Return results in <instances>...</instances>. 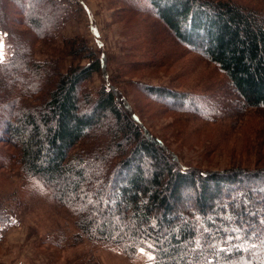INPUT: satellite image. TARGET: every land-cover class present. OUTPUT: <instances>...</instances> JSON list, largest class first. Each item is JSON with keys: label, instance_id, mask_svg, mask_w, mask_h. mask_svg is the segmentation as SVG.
<instances>
[{"label": "trees", "instance_id": "obj_1", "mask_svg": "<svg viewBox=\"0 0 264 264\" xmlns=\"http://www.w3.org/2000/svg\"><path fill=\"white\" fill-rule=\"evenodd\" d=\"M71 1L0 0L11 47L0 61V168L50 189L77 229L74 244L129 259L143 249L151 264H264V165L182 167L114 91L91 96L82 84L101 61L83 38L55 39ZM144 1L172 39L219 68L242 104L264 108L263 14L230 0ZM234 228L256 247L221 251Z\"/></svg>", "mask_w": 264, "mask_h": 264}, {"label": "rangeland", "instance_id": "obj_2", "mask_svg": "<svg viewBox=\"0 0 264 264\" xmlns=\"http://www.w3.org/2000/svg\"><path fill=\"white\" fill-rule=\"evenodd\" d=\"M230 1L264 15V0ZM148 12L144 0L71 1L55 39L83 38L103 66L84 90L93 97L101 87L114 91L182 167L264 165V108L242 104L217 66L172 39ZM0 42L3 61L11 47L4 35ZM149 87L176 95L151 96ZM76 231L48 187L0 168V264L152 263L146 250L129 259L115 247L74 244Z\"/></svg>", "mask_w": 264, "mask_h": 264}, {"label": "snow or ice", "instance_id": "obj_3", "mask_svg": "<svg viewBox=\"0 0 264 264\" xmlns=\"http://www.w3.org/2000/svg\"><path fill=\"white\" fill-rule=\"evenodd\" d=\"M2 42H0V50H2ZM2 51H0V61H2ZM261 223L264 224V219L261 220ZM232 231L235 233L234 236H228L227 240L225 241L226 244L230 245V247L222 248L221 251H231L233 248H242L245 244H249V241L251 240V237L248 236L244 229L241 228H234ZM233 241H237L238 243H232ZM261 244L264 245V241H261ZM151 247V245H149ZM249 247H256L254 244H249ZM247 250V249H245ZM143 251V249H141ZM149 259H152L151 256H149Z\"/></svg>", "mask_w": 264, "mask_h": 264}]
</instances>
